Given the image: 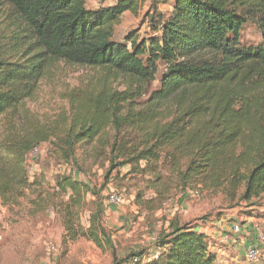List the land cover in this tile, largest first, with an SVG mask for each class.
I'll list each match as a JSON object with an SVG mask.
<instances>
[{
  "label": "trees",
  "instance_id": "obj_1",
  "mask_svg": "<svg viewBox=\"0 0 264 264\" xmlns=\"http://www.w3.org/2000/svg\"><path fill=\"white\" fill-rule=\"evenodd\" d=\"M144 1L116 0L91 10L85 0H0V204L12 210L27 194L44 190L26 164L34 148L48 144L51 155L75 165L74 175L58 176L50 189L51 202L61 198L52 204L65 247L85 239L113 251L100 191L76 177L79 150L104 156L105 184L125 167L149 174L155 197L143 202L138 194L136 200L146 209L173 186L221 191L245 203L264 195V0H173L152 27L155 37L114 41L123 14H137ZM250 21L261 43L244 47L240 32ZM158 62L165 67L160 88L141 105ZM60 65L98 75L66 91L68 117L48 125L26 105ZM119 79L123 90L114 87ZM167 224L153 244L156 258L143 261L146 252L137 251L120 264L216 263L199 225Z\"/></svg>",
  "mask_w": 264,
  "mask_h": 264
},
{
  "label": "rangeland",
  "instance_id": "obj_2",
  "mask_svg": "<svg viewBox=\"0 0 264 264\" xmlns=\"http://www.w3.org/2000/svg\"><path fill=\"white\" fill-rule=\"evenodd\" d=\"M115 2L116 0H89L86 7L95 10L102 6L111 7ZM172 3L173 0H145L139 4L137 14L124 13L120 23L114 27V41L122 43L130 34L135 35L139 41L155 37L152 27L159 14L167 15L171 11ZM240 40L244 47H255L261 43V35L254 22L250 21L243 26ZM157 66L155 80L149 84L146 94L139 101L141 105L152 92L160 88L165 67L160 62ZM97 75L98 71L95 69L60 65L53 75L42 82L35 99L27 102L26 107L40 122L48 125L58 119H66L69 105L65 92ZM124 84L122 79L115 80L114 87L123 90ZM91 153V149L77 152L76 166L80 167V172H77L76 177L94 187L95 191H100L99 196L108 208L103 223L111 237L113 251L103 252L85 239H78L66 247L63 245L62 221L58 208L54 206L61 198H54L51 202L50 189L58 176L74 175L75 165L62 163L50 154L48 144H42L37 155L29 156L26 168L31 179L44 181V190L27 194L20 205L12 210L0 204V264H120L129 254L137 251L146 252L143 261H147L155 257L153 244L158 233L173 219L192 225H200L202 221H222L220 227L224 231L232 224H238L242 232L250 223V220L245 219L251 218L264 230V195L245 203L230 201L221 191H209L192 185L185 189L173 186L168 194L153 200V210L146 209L149 206L139 205L136 200L138 194H142L143 202L154 199L153 192L148 190L151 176L147 173L140 174L137 170L130 172V168L125 167L114 171L105 184L108 163L104 156L91 158ZM144 166L145 163H140L141 168ZM162 174L165 175L166 172L163 170ZM111 192L122 196L121 206L107 205V197ZM38 196L40 199L32 204L31 201ZM92 200L91 196L87 197V207L81 214L84 228L88 227V202ZM167 200L172 202L168 210L163 206ZM209 242L210 252L217 258L215 264H234L231 257L224 255L229 245L222 243L221 239ZM128 263L129 261L123 264Z\"/></svg>",
  "mask_w": 264,
  "mask_h": 264
},
{
  "label": "built area",
  "instance_id": "obj_3",
  "mask_svg": "<svg viewBox=\"0 0 264 264\" xmlns=\"http://www.w3.org/2000/svg\"><path fill=\"white\" fill-rule=\"evenodd\" d=\"M88 2L89 0H85ZM40 151L39 147L34 148L30 155H37ZM74 174V173H73ZM171 201L167 200L164 202L163 206L164 209H170L171 207ZM123 204V198L119 193L111 192L107 197V205L112 207H119ZM253 229L258 234L259 242L264 244V230L260 227V224L257 221L252 222ZM240 225L238 224H232L230 226L229 231H222L220 239L221 242L226 244L232 240L233 235H238L241 233ZM54 251H56L55 248H53ZM158 256V253L155 254L156 258ZM137 259H133L131 261V264L137 263ZM238 264H264V251L261 247L257 246L256 244H251L248 247H246L242 259L238 262Z\"/></svg>",
  "mask_w": 264,
  "mask_h": 264
},
{
  "label": "crops",
  "instance_id": "obj_4",
  "mask_svg": "<svg viewBox=\"0 0 264 264\" xmlns=\"http://www.w3.org/2000/svg\"><path fill=\"white\" fill-rule=\"evenodd\" d=\"M109 211L111 210L109 209ZM245 220H250V223L246 225L247 229L242 231L238 235H233L232 240L226 243L229 246L227 250L224 251L225 254L223 253L225 256L231 257V261L234 262V264H238V261H240V259H242L243 257V253L246 247H248L251 244H256L257 246L261 247L262 250L264 251V244L259 242L258 234L253 229L252 226L253 220H251V218H246ZM221 224L222 221L214 222V223H206L197 226V228L195 229L197 232L204 234L209 241L217 242L221 236V232H220ZM229 229L230 227L228 228V230L226 229V231H229Z\"/></svg>",
  "mask_w": 264,
  "mask_h": 264
}]
</instances>
